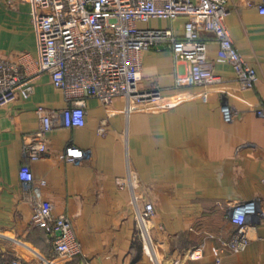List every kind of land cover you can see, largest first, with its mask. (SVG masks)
Instances as JSON below:
<instances>
[{
  "label": "crops",
  "instance_id": "0c3cea01",
  "mask_svg": "<svg viewBox=\"0 0 264 264\" xmlns=\"http://www.w3.org/2000/svg\"><path fill=\"white\" fill-rule=\"evenodd\" d=\"M260 1L228 0L226 17L236 46L257 70L254 88L240 86L233 66L218 58L217 40L201 28L205 66L223 79L208 88L207 100L185 63L175 62L167 47H153L143 55L141 85L159 86V101L127 113L123 98L108 106L88 98L85 124L55 126L46 135L47 154L35 161L26 160L23 146L41 126L36 108H65L63 92L43 74L28 99L0 106V256L7 264H154L143 249L130 194L118 184L128 162L141 196L155 206L148 226L161 264H215L217 257L223 264H264V217L253 221L245 251L227 246L236 228L230 204L259 198L264 212V116L255 111L264 105ZM33 11L28 0H0V58L37 55ZM184 21L154 18L143 25L181 35ZM224 103L238 112L230 122L222 114ZM104 120L107 128L100 133ZM68 145L84 149L85 158L68 162ZM24 163L34 184L19 177ZM37 203L71 219L84 256L56 255V235L33 222ZM202 242L203 257L192 259L190 251Z\"/></svg>",
  "mask_w": 264,
  "mask_h": 264
},
{
  "label": "built area",
  "instance_id": "2783aa9c",
  "mask_svg": "<svg viewBox=\"0 0 264 264\" xmlns=\"http://www.w3.org/2000/svg\"><path fill=\"white\" fill-rule=\"evenodd\" d=\"M34 5L32 22L37 35L38 53L21 52L15 57L0 58V106L18 99H28L35 91L37 80L49 74L60 89L67 106L57 110L38 105L36 113L41 126L23 146L26 160L35 161L47 154L46 135L55 126H83L88 98L111 105L123 98L125 111L130 113L138 104L154 103L161 99L159 86L143 87V55L153 47L171 50L175 62L188 66V77L201 87L208 99L209 87L222 82V77L205 66L208 58L207 38L200 31L210 32L219 44L218 58L229 62L236 79L244 89L254 88L259 80L257 70L236 46L226 23L228 0H28ZM264 15V0L257 4ZM154 18L175 20L184 18L183 33L170 28H151L143 24ZM264 116V105L256 108ZM226 121L238 114L228 103L222 106ZM108 122L99 126L105 133ZM68 162L85 158L86 151L68 145L64 150ZM19 177L25 184H34L35 177L24 163ZM45 180L40 184L44 185ZM121 188L128 190L135 211V221L143 249L154 264H161L155 252L148 222L155 213L151 200L138 191L139 179L128 162L126 174L119 178ZM221 204V202H218ZM235 231L227 246L233 253L245 251L250 244L249 231L255 218L264 217L259 198L239 200L229 206ZM34 223L56 235L53 241L56 255L66 258L84 256L76 238L71 219L56 215L51 207L37 203ZM205 243L190 251L192 259L203 257ZM83 264H92L85 260ZM215 264H223L217 257Z\"/></svg>",
  "mask_w": 264,
  "mask_h": 264
},
{
  "label": "trees",
  "instance_id": "16d2710c",
  "mask_svg": "<svg viewBox=\"0 0 264 264\" xmlns=\"http://www.w3.org/2000/svg\"><path fill=\"white\" fill-rule=\"evenodd\" d=\"M7 260L6 259H3L1 256H0V264H7Z\"/></svg>",
  "mask_w": 264,
  "mask_h": 264
}]
</instances>
